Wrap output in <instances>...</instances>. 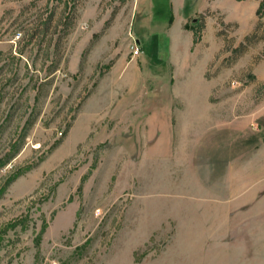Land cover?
<instances>
[{"label":"rangeland","instance_id":"obj_1","mask_svg":"<svg viewBox=\"0 0 264 264\" xmlns=\"http://www.w3.org/2000/svg\"><path fill=\"white\" fill-rule=\"evenodd\" d=\"M251 1L0 0V264H264Z\"/></svg>","mask_w":264,"mask_h":264},{"label":"crops","instance_id":"obj_2","mask_svg":"<svg viewBox=\"0 0 264 264\" xmlns=\"http://www.w3.org/2000/svg\"><path fill=\"white\" fill-rule=\"evenodd\" d=\"M247 1V0H245ZM245 1H238V3H245ZM225 0H215L214 2H210L209 0H170V5L174 6L177 10L184 9L187 7V5H191L189 10L180 16V18L177 17V20L179 22V25H177V29H175V33L171 35V39L169 40V45L172 48V53L175 54L176 51L179 49H187L190 46H192V40H193V30L196 29V26H191L192 30H186L185 23L188 19L195 18L197 15L201 12H204L205 10L209 9H216L220 11H225L224 6ZM182 5V8L180 7ZM251 8L247 11L246 16L242 13L239 21L235 20L236 23H238V30L241 33L242 38H244L250 31H252L254 24H255V12L258 7V3L256 1L250 2ZM224 7V8H223ZM225 13V12H223ZM174 21V18L169 21V28L171 27L172 23ZM203 41V40H202ZM202 43V42H200ZM264 43V42H263ZM264 45V44H262ZM209 53V52H207ZM210 54V53H209ZM209 54H206L209 56Z\"/></svg>","mask_w":264,"mask_h":264},{"label":"trees","instance_id":"obj_3","mask_svg":"<svg viewBox=\"0 0 264 264\" xmlns=\"http://www.w3.org/2000/svg\"><path fill=\"white\" fill-rule=\"evenodd\" d=\"M236 1H241V0H236ZM263 14H264V2L261 1L258 5L257 10H256V15L258 17H261ZM169 21H170V19H169ZM185 27L187 28V26H185ZM46 28H47V24H43V23L39 24V26H37L36 30H34L32 32L31 38H32V36H36V35L43 36ZM196 30H197V28L193 30V40H192L193 42H195V40H196V37H195L196 36ZM243 41L248 42L249 37H245ZM237 51L238 50H235L234 53H236ZM58 61H59V57L57 56V54H54L53 60H51L50 67L48 68L47 72L52 73L53 71H55L57 69V66L59 63Z\"/></svg>","mask_w":264,"mask_h":264},{"label":"built area","instance_id":"obj_4","mask_svg":"<svg viewBox=\"0 0 264 264\" xmlns=\"http://www.w3.org/2000/svg\"><path fill=\"white\" fill-rule=\"evenodd\" d=\"M130 54L132 55V57H136L139 53L137 47H130Z\"/></svg>","mask_w":264,"mask_h":264}]
</instances>
